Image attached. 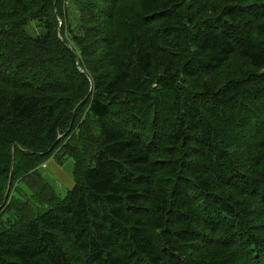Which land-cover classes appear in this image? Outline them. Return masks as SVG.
Masks as SVG:
<instances>
[{
  "label": "trees",
  "instance_id": "obj_1",
  "mask_svg": "<svg viewBox=\"0 0 264 264\" xmlns=\"http://www.w3.org/2000/svg\"><path fill=\"white\" fill-rule=\"evenodd\" d=\"M9 185L0 264H264V0H0Z\"/></svg>",
  "mask_w": 264,
  "mask_h": 264
},
{
  "label": "rangeland",
  "instance_id": "obj_2",
  "mask_svg": "<svg viewBox=\"0 0 264 264\" xmlns=\"http://www.w3.org/2000/svg\"><path fill=\"white\" fill-rule=\"evenodd\" d=\"M27 31L32 36H37L44 33V29L42 27H38L37 22L35 21L29 23L27 26ZM40 171L62 197L65 196L67 190L74 186V180L72 177L73 160H68L64 166H60L54 160H51L46 165H44Z\"/></svg>",
  "mask_w": 264,
  "mask_h": 264
},
{
  "label": "water",
  "instance_id": "obj_3",
  "mask_svg": "<svg viewBox=\"0 0 264 264\" xmlns=\"http://www.w3.org/2000/svg\"><path fill=\"white\" fill-rule=\"evenodd\" d=\"M14 158H15V157H13L12 169H13V167H14ZM9 197H10V185H9L8 190H7V193H6V195H5L4 203H3V205L0 207V209H2V208L7 204L8 200H9Z\"/></svg>",
  "mask_w": 264,
  "mask_h": 264
},
{
  "label": "bare ground",
  "instance_id": "obj_4",
  "mask_svg": "<svg viewBox=\"0 0 264 264\" xmlns=\"http://www.w3.org/2000/svg\"><path fill=\"white\" fill-rule=\"evenodd\" d=\"M257 83V82H256ZM259 86H260V84H259ZM258 94V93H257ZM214 174V173H213ZM186 209V208H185ZM167 213V212H166Z\"/></svg>",
  "mask_w": 264,
  "mask_h": 264
}]
</instances>
